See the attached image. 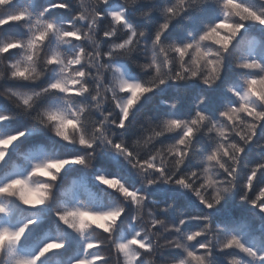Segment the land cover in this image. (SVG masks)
<instances>
[{
	"label": "clouds",
	"instance_id": "1",
	"mask_svg": "<svg viewBox=\"0 0 264 264\" xmlns=\"http://www.w3.org/2000/svg\"><path fill=\"white\" fill-rule=\"evenodd\" d=\"M0 264H264V0H0Z\"/></svg>",
	"mask_w": 264,
	"mask_h": 264
}]
</instances>
